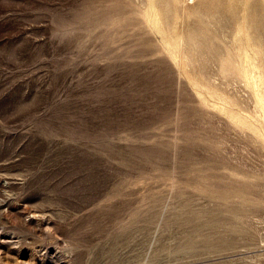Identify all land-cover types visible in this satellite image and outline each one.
Wrapping results in <instances>:
<instances>
[{
    "label": "rangeland",
    "instance_id": "rangeland-1",
    "mask_svg": "<svg viewBox=\"0 0 264 264\" xmlns=\"http://www.w3.org/2000/svg\"><path fill=\"white\" fill-rule=\"evenodd\" d=\"M148 3L0 0V264H264V1Z\"/></svg>",
    "mask_w": 264,
    "mask_h": 264
},
{
    "label": "bare ground",
    "instance_id": "bare-ground-1",
    "mask_svg": "<svg viewBox=\"0 0 264 264\" xmlns=\"http://www.w3.org/2000/svg\"><path fill=\"white\" fill-rule=\"evenodd\" d=\"M154 1L155 0H148V9L146 11L147 15H146V21L152 26V28L156 31H160V29L158 28L157 25V18L155 17V7H154ZM264 1V0H263ZM249 2H247L246 4H248ZM254 5V4H253ZM244 8V7H243ZM251 8V6H250ZM255 10V9H254ZM254 14V13H253ZM243 16V15H242ZM249 16V15H248ZM233 17V16H232ZM246 17V16H245ZM256 18V17H255ZM263 18V16H262ZM241 20V19H240ZM245 22V21H244ZM255 23V22H254ZM261 23V22H260ZM259 23V24H260ZM253 27V26H252ZM264 27V26H263ZM151 28V29H152ZM260 33V32H259ZM246 34V33H245ZM254 34V33H253ZM259 37V36H258ZM248 38V37H247ZM247 56L249 57V55L247 54ZM228 67V66H227ZM259 68V67H258ZM255 83L257 86L260 85H264V73L261 69V71H259V75L257 77V80H255ZM257 100L260 104V106H262L264 108V95L262 94V92L260 91V89H258V91L255 93Z\"/></svg>",
    "mask_w": 264,
    "mask_h": 264
}]
</instances>
